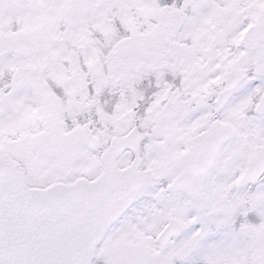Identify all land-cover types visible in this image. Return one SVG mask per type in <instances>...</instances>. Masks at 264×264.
Masks as SVG:
<instances>
[{"label": "snow or ice", "instance_id": "obj_1", "mask_svg": "<svg viewBox=\"0 0 264 264\" xmlns=\"http://www.w3.org/2000/svg\"><path fill=\"white\" fill-rule=\"evenodd\" d=\"M0 264H264V0H0Z\"/></svg>", "mask_w": 264, "mask_h": 264}]
</instances>
